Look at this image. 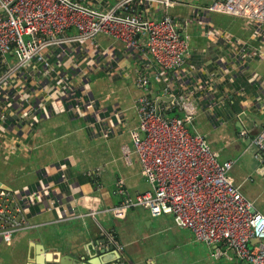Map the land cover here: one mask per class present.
<instances>
[{"label":"built area","instance_id":"built-area-1","mask_svg":"<svg viewBox=\"0 0 264 264\" xmlns=\"http://www.w3.org/2000/svg\"><path fill=\"white\" fill-rule=\"evenodd\" d=\"M104 4L103 0H0V127H8V111L19 122L32 121L38 109L62 103L71 115L93 121L89 111L93 102L77 91L87 95L90 73L105 66L112 69L113 45L120 43L122 53L139 65L135 84L142 92L135 102L138 123L127 130L132 148L124 146L122 151L125 159L136 155L149 188L130 195L118 178L116 190L124 197L102 211L113 214L144 207L152 217L170 214L195 240L217 245L215 255L231 251L243 263L264 264V215L228 175L234 161H219L205 138L191 130L199 111L221 121L215 111L222 102L217 95L220 81L249 73L247 57H264V0H213L192 6L182 21L168 12L175 0ZM212 13L242 19L261 47L225 34L212 23ZM192 23L210 45L224 46L213 64L190 60L189 36L180 29ZM99 35L111 43L101 46ZM263 97L264 91L258 92L250 101L257 107ZM239 135L248 133L242 130ZM250 141L264 151V125ZM39 182L42 190L29 196L42 195L48 208L60 207L50 203L54 194L50 182L44 178ZM32 201L28 195L14 199L10 191L0 189V239L20 228L17 216ZM252 239L257 241L250 243Z\"/></svg>","mask_w":264,"mask_h":264},{"label":"crops","instance_id":"crops-1","mask_svg":"<svg viewBox=\"0 0 264 264\" xmlns=\"http://www.w3.org/2000/svg\"><path fill=\"white\" fill-rule=\"evenodd\" d=\"M117 1L103 0L105 6ZM175 1L168 12L182 21L192 6L213 0ZM210 19L225 34L261 47L242 19L220 13H212ZM180 30L189 36L192 62L213 64L224 48L222 43L210 45L195 23ZM97 39L103 47L111 43L105 35ZM113 47L112 69L105 66L90 73L87 95L77 91L93 102L89 109L93 121L71 115L63 103L38 109L32 121L19 122L8 111V127H0V180L10 187L14 199L28 195L33 201L17 216L20 228L0 239V264H246L231 251L215 255L217 245L195 240L170 214L152 217L144 207L113 214L102 211L117 206L124 197L116 190L118 178L124 180L130 195L149 188L136 155L125 159L122 151L124 146L132 148L127 130L138 123L135 102L142 92L135 77L139 65L122 53L120 43ZM247 69L249 73L220 81L217 95L222 102L215 111L221 121L214 122L211 115L199 111L191 130L205 138L219 161H234L228 175L264 215V151L250 141L264 125V97L257 107L250 101L264 91V57H247ZM250 73L257 77L252 80ZM242 130L248 136H240ZM59 164H63L61 172ZM42 178L53 187L51 205L60 207L48 208L42 195L29 196L42 190ZM99 210L94 217L88 215Z\"/></svg>","mask_w":264,"mask_h":264},{"label":"water","instance_id":"water-1","mask_svg":"<svg viewBox=\"0 0 264 264\" xmlns=\"http://www.w3.org/2000/svg\"><path fill=\"white\" fill-rule=\"evenodd\" d=\"M152 97H154V95H152ZM165 100H170V98H165ZM158 99H157V101H156V106L158 105ZM0 189H4V190H10V187L9 186H7L4 182H2L1 180H0ZM257 240L256 239H252L251 241H250V243H254V242H256ZM113 247H112V245L111 246H109V248L108 249H112Z\"/></svg>","mask_w":264,"mask_h":264},{"label":"rangeland","instance_id":"rangeland-1","mask_svg":"<svg viewBox=\"0 0 264 264\" xmlns=\"http://www.w3.org/2000/svg\"><path fill=\"white\" fill-rule=\"evenodd\" d=\"M99 76L104 77V73H99ZM94 77H95V76L92 75V77H91V78H92V79H91V83L94 81Z\"/></svg>","mask_w":264,"mask_h":264},{"label":"trees","instance_id":"trees-1","mask_svg":"<svg viewBox=\"0 0 264 264\" xmlns=\"http://www.w3.org/2000/svg\"><path fill=\"white\" fill-rule=\"evenodd\" d=\"M175 112H170V115H172V114H174ZM3 168V166L1 165V163H0V168Z\"/></svg>","mask_w":264,"mask_h":264}]
</instances>
